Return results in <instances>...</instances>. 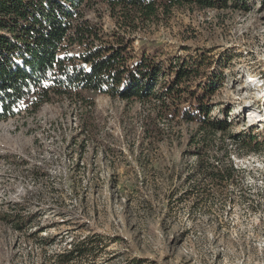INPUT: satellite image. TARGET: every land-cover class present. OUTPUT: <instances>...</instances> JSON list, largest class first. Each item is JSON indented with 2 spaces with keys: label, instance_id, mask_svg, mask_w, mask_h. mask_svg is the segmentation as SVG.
Returning a JSON list of instances; mask_svg holds the SVG:
<instances>
[{
  "label": "rangeland",
  "instance_id": "rangeland-1",
  "mask_svg": "<svg viewBox=\"0 0 264 264\" xmlns=\"http://www.w3.org/2000/svg\"><path fill=\"white\" fill-rule=\"evenodd\" d=\"M94 1L85 15L110 36L115 20ZM129 38L130 55L204 60L191 88H212L210 117L264 139V0L175 6ZM79 98L52 96L34 114L0 120V264H264V151L237 155L229 142L237 182L226 199H203L188 180L197 123L181 120L194 97L172 102L179 111L160 115L150 138L153 103ZM83 241L90 252L63 261Z\"/></svg>",
  "mask_w": 264,
  "mask_h": 264
},
{
  "label": "trees",
  "instance_id": "trees-1",
  "mask_svg": "<svg viewBox=\"0 0 264 264\" xmlns=\"http://www.w3.org/2000/svg\"><path fill=\"white\" fill-rule=\"evenodd\" d=\"M239 1L101 0L118 29L109 36L85 15L94 9V0H0V120L21 108L34 114L52 96L81 102L80 91H97L153 103L143 128L150 138L162 131L157 124L160 115L174 118L179 110H171L172 102L188 93L196 100L194 112L185 110L181 120L197 123L194 170L188 180L194 179V196L205 199L215 194L226 199L224 188L234 185L239 173L230 159L229 142L237 155H244L264 151V139L247 131L232 133L231 121L210 117L204 97L212 88L202 84L191 88V78L204 60L177 58L166 64L143 50L141 55H130L128 48L131 34L175 6L223 8ZM72 45L84 50L72 54ZM6 217L21 227L20 218ZM81 243L67 251L63 261L90 252L87 243Z\"/></svg>",
  "mask_w": 264,
  "mask_h": 264
}]
</instances>
